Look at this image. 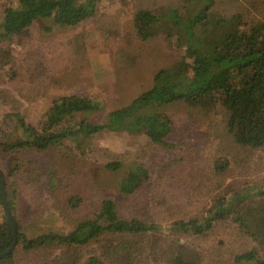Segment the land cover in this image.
Segmentation results:
<instances>
[{"label": "trees", "instance_id": "obj_1", "mask_svg": "<svg viewBox=\"0 0 264 264\" xmlns=\"http://www.w3.org/2000/svg\"><path fill=\"white\" fill-rule=\"evenodd\" d=\"M100 1H10L0 25V78L12 81L18 77L10 49L15 36L28 33L36 22L48 19L57 26H80L96 17ZM185 2L188 6L181 8H139L133 13L137 38L150 42L163 35L168 46L182 50V55L155 71L151 86L126 105L107 111L105 101L89 96L46 94L40 88L31 93L20 92V96L32 99L30 108L38 111L34 118L19 110L21 104L15 96L0 93L1 102L14 104L0 122V154L43 153L49 159L43 181L49 187L54 182L57 188L65 181L61 176L68 160L80 161V157L87 156L92 140L103 131H127L144 135L166 149L173 147L172 117L159 108L177 102L205 111L222 107L226 130L234 142L250 151L263 150L264 20L247 23L242 13L222 12L216 7V0ZM41 65L36 79L55 82L52 70ZM123 165L115 159L106 164L111 170ZM215 166L224 171L228 161L215 160ZM23 167L22 162L15 165L10 175ZM150 176L146 165L134 163L125 172L119 190L133 196L146 186ZM6 186L10 187V183ZM7 197L18 238L15 249L2 257L0 264H19L18 247L24 254L58 252L53 258H46L44 253L40 264H198L188 240L209 236L227 221L256 242L253 249L236 254L234 260L264 264V187L229 186L197 216L175 220L166 227L150 223L147 213L142 217L125 214L113 198L105 197L90 217L80 220L72 230H50L33 237L22 230L16 191ZM67 203L77 207L82 199L73 195ZM4 218L0 223V252L13 242L12 226L6 214Z\"/></svg>", "mask_w": 264, "mask_h": 264}, {"label": "rangeland", "instance_id": "obj_2", "mask_svg": "<svg viewBox=\"0 0 264 264\" xmlns=\"http://www.w3.org/2000/svg\"><path fill=\"white\" fill-rule=\"evenodd\" d=\"M10 1L0 0V25ZM98 6L96 17L80 26H57L48 19L36 22L28 33L15 36L10 49L18 77L12 81L0 78V93L15 96L21 104L19 110L34 118L38 111L30 108L32 99L19 93H31L36 88L46 94L100 99L109 111L128 104L148 89L154 72L182 55V50L168 46L163 35L150 42L137 38L132 17L139 8L157 11L188 6L185 0H101ZM216 7L225 13H242L247 23L264 20V0H216ZM41 64L52 70L55 82L36 79ZM12 106L11 101H0V122ZM159 110L172 117L173 147L166 149L144 135L127 131H103L92 140L87 156L80 157V161L68 160L61 176L65 181L57 188L54 182L49 187L43 181L49 160L43 153L0 154V169L6 184L10 183L7 194L11 197L16 191L17 215L24 233L32 237L50 230L66 233L90 217L105 197L113 198L125 214L142 217L147 213L150 223L166 227L175 220L197 216L229 186L264 187V149L250 151L237 145L226 130L222 107L205 111L177 102ZM114 159L124 162L123 167L108 169L107 162ZM218 159L228 161L224 171L216 169ZM21 162L24 167L10 175V170ZM134 163L146 165L151 178L143 189L126 196L119 186ZM73 195L82 199L80 206L67 203ZM4 217L0 199V223ZM188 242L198 264H254L234 260L236 254L253 249L256 242L231 221L216 227L209 236ZM20 249L19 264H40L46 253L24 254ZM57 253H46L45 257L53 258Z\"/></svg>", "mask_w": 264, "mask_h": 264}, {"label": "water", "instance_id": "obj_3", "mask_svg": "<svg viewBox=\"0 0 264 264\" xmlns=\"http://www.w3.org/2000/svg\"><path fill=\"white\" fill-rule=\"evenodd\" d=\"M0 176H1V196H2V202H3V206H4V210H5V214L7 215V218L12 226V230H13V242L11 244V246L6 249L3 252H0V259L8 254H10L16 247L17 245V226L15 223V220L13 218L12 212L10 210L9 207V203H8V197H7V190H6V181H5V175L3 173V171L0 169Z\"/></svg>", "mask_w": 264, "mask_h": 264}]
</instances>
